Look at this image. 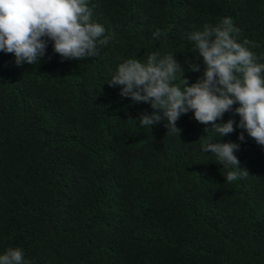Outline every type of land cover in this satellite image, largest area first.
I'll return each instance as SVG.
<instances>
[{
	"label": "trees",
	"instance_id": "1",
	"mask_svg": "<svg viewBox=\"0 0 264 264\" xmlns=\"http://www.w3.org/2000/svg\"><path fill=\"white\" fill-rule=\"evenodd\" d=\"M87 3L112 36L98 55L67 59L47 38L34 65L0 50V255L13 247L24 264H264V146L239 126V104L222 117L234 121L230 134L189 110L176 135L159 110L158 123L140 125L150 103L108 83L118 63L153 52L174 53L197 82L206 65L188 35L224 17L264 63V0ZM157 29L164 35L154 38ZM210 140L238 144L249 174L227 182L229 169L201 150Z\"/></svg>",
	"mask_w": 264,
	"mask_h": 264
},
{
	"label": "clouds",
	"instance_id": "2",
	"mask_svg": "<svg viewBox=\"0 0 264 264\" xmlns=\"http://www.w3.org/2000/svg\"><path fill=\"white\" fill-rule=\"evenodd\" d=\"M240 30L232 18L224 17L218 24L205 25L188 35L206 65L203 76L189 84L183 68L174 53L148 55L146 62L128 58L118 63L108 83L119 85L122 96L133 101L150 103L151 113L138 118L143 127H151L162 117L168 123L167 133L178 135L177 120L191 110L197 121L212 124L218 136L234 131V121H222L223 114L233 104L241 117L240 127L264 146V63L250 50L256 45L244 39L239 42ZM164 35L157 29L153 36ZM54 43V51L67 59H84L98 55V49L112 39L103 25L94 21L87 0H0V50L13 53L16 63L37 64L45 55L47 39ZM190 69L199 71V65L190 63ZM177 74L182 78L176 84ZM221 120V122H217ZM208 131V130H207ZM244 139L243 134L239 136ZM206 141L203 152L215 155V162L228 168L223 174L227 182L247 176L240 166L234 142ZM0 264H24L20 248L9 247L0 255Z\"/></svg>",
	"mask_w": 264,
	"mask_h": 264
}]
</instances>
